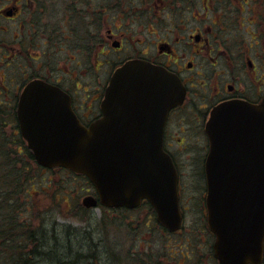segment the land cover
I'll list each match as a JSON object with an SVG mask.
<instances>
[{
    "label": "flooded vegetation",
    "instance_id": "obj_1",
    "mask_svg": "<svg viewBox=\"0 0 264 264\" xmlns=\"http://www.w3.org/2000/svg\"><path fill=\"white\" fill-rule=\"evenodd\" d=\"M0 21V116L25 158L32 151L18 109L30 83L61 91L78 123L90 128L103 117L112 77L128 62L149 63L179 81L184 98L168 114L163 147L177 172L182 228L169 233L147 200L117 212L121 229L137 237L157 228L189 238L187 221L195 217L203 221L201 237L215 243L208 227L207 126L222 105H264V0H5ZM17 169L27 185L29 167ZM35 170L53 183L60 172L83 179L87 196H96L86 177Z\"/></svg>",
    "mask_w": 264,
    "mask_h": 264
},
{
    "label": "water",
    "instance_id": "obj_2",
    "mask_svg": "<svg viewBox=\"0 0 264 264\" xmlns=\"http://www.w3.org/2000/svg\"><path fill=\"white\" fill-rule=\"evenodd\" d=\"M184 91L165 70L141 61L118 69L90 128L75 119L70 100L41 81L30 83L18 109L20 131L36 162L86 176L109 209L147 200L158 222L181 228L178 177L164 152L169 112ZM208 224L219 264H262L264 259V105L218 107L207 126ZM87 197L86 208L98 205Z\"/></svg>",
    "mask_w": 264,
    "mask_h": 264
},
{
    "label": "rangeland",
    "instance_id": "obj_3",
    "mask_svg": "<svg viewBox=\"0 0 264 264\" xmlns=\"http://www.w3.org/2000/svg\"><path fill=\"white\" fill-rule=\"evenodd\" d=\"M4 2L5 0H0V8ZM16 73L17 70L13 72L14 77H16ZM9 130V127H4L2 131L9 133ZM39 173L41 174L38 175ZM57 175L58 183H50L47 181V173L35 172L34 176L38 181L29 183V187H25V191L28 193L24 191L17 194L22 198L20 212L22 213V223H25L24 230L27 233L37 229L39 232L46 231L48 247L54 246L55 241L51 239L53 235H50V232L54 230V233L59 234L58 242L61 246L67 242L61 232L66 234L74 232L75 236H79V241L74 237L76 252L82 246L84 247L81 248L84 250L82 252L86 253L88 247L83 245H87L90 238L98 245L102 243L103 250L107 251L110 248L109 254H112L111 251L116 248L115 250L121 258L120 264H168L172 260L168 258L170 256L175 258L173 264H218L212 248L214 241L211 240L208 244L206 236L202 235L201 237L203 221L189 217L187 227L192 234L189 238L185 233L170 236L162 230L145 231V229H142L144 234L138 237L134 234L131 236L129 231L125 233L121 229L118 213H104L100 209H93L85 213L83 210H77L76 207L72 209V206L77 202L82 204L84 198L87 197L86 188L89 186L85 180L74 179L64 172ZM46 181L47 184H45ZM31 184H34L35 188H31ZM4 187L8 189L7 185ZM61 192L70 194V198L66 202L63 200L61 203L59 202L62 196ZM10 214H12V210L8 209L0 218V223L3 225L8 223ZM21 239L26 240L27 238L22 236ZM0 248V264H9L7 260L9 248H2V245ZM100 251L103 252L102 249ZM59 256L62 257L60 252ZM101 259L100 264H112L105 258Z\"/></svg>",
    "mask_w": 264,
    "mask_h": 264
},
{
    "label": "trees",
    "instance_id": "obj_4",
    "mask_svg": "<svg viewBox=\"0 0 264 264\" xmlns=\"http://www.w3.org/2000/svg\"><path fill=\"white\" fill-rule=\"evenodd\" d=\"M1 113L3 112H0V114ZM4 127L8 126L5 125L2 117H0V218H2V215L8 209L12 210V214L9 215L10 221L4 225L0 223V246L2 245V248H9V256H7L9 264H43L44 262H47L46 264H100L101 258H105V260L110 261L112 264H120L121 258H119L115 250L116 248L111 251L112 254H109L110 252L108 251H110V248L107 249V251L103 250L102 243L98 245L91 238L87 245H83L88 247V251L84 253L82 252L84 251L82 250L84 248L82 246V249L77 247V250H81L80 252L74 250V237L79 241V236H75L74 232H68V234L61 232L67 240L64 246H61L60 242H58L59 234L57 232L54 233V230H52L50 235H53L51 239H53L55 243L54 246L48 247L46 244L48 238L45 234L46 231L39 232V229H37L27 233L26 230H24L25 223H22V213L20 212V201L22 198L19 195L17 196V194L19 192H24L25 187H29V183L36 182L34 180L35 172L42 171L35 170V168L39 166L36 163L33 153L28 152L26 158L25 156L17 154V146L20 145V143L11 141L9 133L2 131ZM21 145L24 146L23 143H21ZM27 150L29 149L27 148ZM23 164H27V167H29L27 185H24L22 182L24 173L17 169L22 167ZM40 174L41 173L38 175ZM5 185L8 186V189L4 187ZM31 188H35V185L31 184ZM26 193H28V191ZM61 194L60 203L62 200L66 202L67 199L70 198V194L68 193L61 192ZM75 207L77 210L79 209V211L83 210L85 213H88L80 202L73 205L72 209ZM101 210L109 214L114 212L118 213L117 211H107L103 208H101ZM157 230L158 229L155 228L152 231ZM22 236H25L27 239H21ZM100 249H102L103 252H101ZM59 252L62 257L59 256ZM168 258L172 259L168 264H173L175 258L171 256Z\"/></svg>",
    "mask_w": 264,
    "mask_h": 264
}]
</instances>
